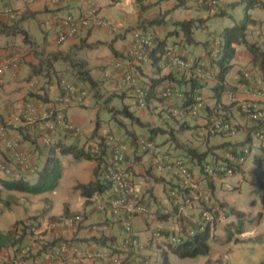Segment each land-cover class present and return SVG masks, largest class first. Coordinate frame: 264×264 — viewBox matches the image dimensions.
<instances>
[{
	"label": "crops",
	"instance_id": "crops-1",
	"mask_svg": "<svg viewBox=\"0 0 264 264\" xmlns=\"http://www.w3.org/2000/svg\"><path fill=\"white\" fill-rule=\"evenodd\" d=\"M50 1L51 0H0V22L11 24L16 21L18 22L17 26L27 33L26 42L20 35L7 36L5 34H0V60L16 57L18 61V69L14 73H6L0 76V124L13 125V127L6 130V133L9 137L17 139L20 142L22 151L31 155L37 166L38 163L44 160L41 144L42 137L39 136L44 133L43 125L42 123L27 125L20 122L21 120L18 116V114L20 115L19 112L27 103V100L31 99L32 102L35 103L36 98L35 96H31V93L35 92L36 87L45 85L44 79L38 76L33 77L31 66L36 65L39 59H43L45 56H48V54L53 53L61 54L67 58V62L65 63L58 62L54 64L56 70L62 69L63 71L64 69L68 72L70 69L68 60L84 62L85 69L89 70L90 76L98 84L96 88L97 93L93 92V90L89 91L87 98L81 104L72 105L65 111V114L67 120L77 126L81 127L88 123L89 128L84 127L85 137L103 136L109 132L117 131L125 133V137L128 140L130 136L129 133L139 134L140 130H143L140 134L148 135L145 128L139 127L132 121L128 123L127 118L116 112L125 107H127L128 111L142 123L152 127H160L164 125L165 121H171L172 130L176 133V143L169 141L168 135H159L152 139L154 142V151L142 155L139 160H137L136 157L141 155L138 153H136L137 155L135 156L133 155V145L129 143L126 146L127 163L125 164V171L126 168L132 166L130 171L126 173L127 178L132 187L134 196L141 198L142 203L145 204L150 211L148 216H136L132 220V227L134 221L139 222L136 235L141 245L140 252L145 254L147 251H153V248L158 250L157 244L151 240V233L156 230L164 231L167 236L179 234V236L183 238L188 234L190 235L193 231L190 222L192 221L198 224L199 220L196 219V216L193 218L189 217L186 213V209H192L193 207L192 213L195 214L197 210L194 208L197 203L195 201L196 199H190L192 197V191H190V194H188V192L186 193V202L184 203V200H182L177 206L173 204L170 198H166L167 193L173 190V185L176 184L178 180L166 170L157 168L156 160L158 158L156 157L162 155V153H169L173 156H182L187 161L180 145H185L202 153L211 150L213 146L227 144L225 145L228 146L226 150L215 149L216 154L222 156L224 155L223 153L226 154L233 148L230 147L231 144L237 143V147H234L238 151L241 145H245L242 144L245 140L247 141L246 144L251 146L252 151L255 150V153H257L258 147L264 140L260 139L252 129L253 123L241 115L236 101H255L259 106L264 107V98H260L255 94L258 89L264 91V67L260 69L253 65L252 57L244 46H239L237 48L233 67L225 81L227 86L233 88L230 93L233 94V99L231 100L229 98L230 95H226L222 100V104L228 106V108L225 110L220 108L221 111L219 112L231 118L235 123L237 132L234 136H230V140H225V136H209L204 139H199L196 132L200 129L201 125H204L209 120L207 119L208 117H206L209 113L207 112V107L212 109V114L216 108L210 87L216 82L214 76L217 73V68H215L214 65L211 67V63H209L207 69L209 78L203 81L206 86L200 91L203 98L204 109L198 117H193L189 115L187 110L182 108L184 92L188 90V86L184 81L188 80L190 76L189 72L179 70L167 61L160 62L158 69L151 66V64L145 65L131 62L128 59V51L132 44L133 34L139 32L160 40L167 39L166 42L168 47L173 48L175 52L183 56L189 63H195V60L205 57L210 49L209 44H207V40L210 36L206 37V39L198 36L200 34L209 35V31H207V22L211 17L215 18L213 20V26H216L219 30L221 26L217 24V19L222 17V14H227L223 7H234L233 5H237L238 3L243 7L242 0H220L219 5L213 8L208 7L200 0H186L185 6L178 8H174L175 0H117V2H111L110 0H66L56 5L51 4ZM92 6H97L99 8V17L107 21L111 29L106 27L101 28L96 25L95 22H91L90 27L81 29L73 38L58 43L56 37L57 18H61L67 14L81 17L86 13L87 9ZM112 8H115L116 12L111 11ZM179 9H183L186 12L176 15L180 12ZM7 10L12 11L15 15L14 19L6 13ZM204 11L207 13L205 14ZM251 15L260 22V25L249 30L247 40L249 42H261L262 38L259 36L258 28L264 26V21L253 14ZM186 17L189 19H185ZM155 19L160 20L159 25L151 24V21ZM190 19H202L206 22V27L203 26L201 29L194 30L193 37L198 44L188 45L185 44V41L180 37L168 36L169 33L175 29V23ZM250 32L252 33L251 35ZM210 35H212V33H210ZM116 61L123 63L120 69L112 65ZM236 64H239V68L234 71ZM244 67H247V70L252 75L253 80L251 82L244 81L240 76L239 70ZM126 71L132 73V75L143 84H146L150 79L165 77L171 72L174 79L169 78L164 80L161 82V85L155 87L152 98H150L145 108H141L136 104L132 89L123 79V75ZM169 86L172 88L173 93L167 98L161 97V92ZM83 87L86 88L87 85ZM49 94L50 97L53 98L54 93L49 92ZM36 104L38 106L40 105V103ZM104 111L108 113V116L104 115ZM159 114H161L162 117L159 116ZM15 121L19 123L16 124ZM183 124L186 125L185 127L187 130L181 128ZM121 125L122 127H126L127 130H124L128 132H124L120 127ZM103 127H106V131H104ZM191 127L192 132H194L192 137L202 140L200 142L203 143V146L200 148L194 145L190 140L186 142L179 140L181 134L186 131L191 132ZM166 130L168 131V129ZM62 136L63 134L60 132L55 133L51 135V141H55ZM69 139L74 142V138L71 137L65 138L64 142L66 144L67 142L70 143ZM128 142H130V140H128ZM235 148H233V150ZM220 152L223 153L220 155ZM6 157V149L4 145L0 143V161L2 160L1 158ZM60 161L62 165V176L65 171V166L69 165L68 167L70 169H74L76 163L79 164L78 168L85 173V178L86 175H88L90 180L93 177L97 165L95 161H76L72 156H60ZM12 165L10 164L11 167ZM193 165L194 163L192 161H189L187 164L190 169L192 168L194 179H197L196 176L199 174V171L196 169L197 167ZM1 173L0 171V178H5L3 173ZM29 177L30 176H28L27 179ZM217 179V177H213L211 181L212 184H209V186L213 187L217 184L215 182ZM90 180L79 184H86ZM193 183L194 181H192L191 184ZM57 188L53 192L47 193L54 194ZM73 190L77 194L68 202L62 199L56 200L55 202L48 198L45 195L46 193L32 196H39L38 198L43 201L44 217H46V215L52 217L63 215V205L65 204L69 205L71 210L69 215L84 212L85 222L83 225L77 226L74 229L58 228L51 233L47 232V234L51 236L50 241L55 239L58 240V243H61L70 240L76 243L81 247L80 250L83 255L73 258L63 257L60 261L57 259H50L47 250L45 251L43 247L46 242L38 241L37 244L34 245L35 247L31 249L30 255H23L21 253L20 249L23 245L1 250L0 264H104L102 261L92 263L84 258V256L90 252H101L102 249L100 248L103 247L88 242L87 239L92 237L89 224L98 223L103 220L110 229L105 236L110 239L112 237L116 238L115 245L105 247L107 248V252L112 251L111 247L117 248L118 246L119 249L124 251L122 247L120 248L124 233L121 231L120 224L117 222L118 220L114 219L108 213L103 215L96 209V197L87 200L80 195L79 191L74 189V186ZM213 192L214 194L217 193V191L214 190ZM21 194L22 193L17 192H4L3 197H16ZM22 196L28 200H30L29 197H31L30 194H22ZM104 199L106 200L107 197H104ZM58 204L61 206L59 207ZM164 204L169 205V209L164 210L161 207L164 206ZM49 205V209H45ZM8 208L10 209V206ZM174 209H176L177 219L183 218H181L182 222L176 221L173 218L164 222H160L157 219L160 213L166 211L171 213ZM7 211L8 210H5L2 216H6ZM247 215L249 214L247 213ZM4 218L0 219V228L9 226L7 229H0L3 232L11 229L13 225L9 218L8 224L7 220ZM251 257L252 260L255 261L254 264H258L260 261L264 260V257L260 260H255L253 254ZM210 259L212 260V258L208 260ZM128 260L130 263L132 262L130 258Z\"/></svg>",
	"mask_w": 264,
	"mask_h": 264
},
{
	"label": "trees",
	"instance_id": "trees-1",
	"mask_svg": "<svg viewBox=\"0 0 264 264\" xmlns=\"http://www.w3.org/2000/svg\"><path fill=\"white\" fill-rule=\"evenodd\" d=\"M111 2H117V0H110ZM186 0H175L174 8H178L181 6H185ZM242 4L244 5V16L241 19L239 23H235L234 25L224 27L220 33L221 39H219L217 46L218 49V58L215 60H211V67L213 65L215 68H217V73L214 76L215 77V84L210 87V90L213 94V99L215 101V111L212 114V109L207 107V114L206 117L208 122L218 116H221V113H219L222 110H225L228 108V106L222 104L223 98L232 92L231 87L227 86L225 81L226 78L230 72V70L233 67V61L236 57L237 48L239 46H244L246 51L251 55L252 57V63L255 67H258L262 69L264 67V38H262L261 42H249L247 40L249 36V30L251 28L259 26L260 22L252 17V15L249 13L251 9L254 8H261L264 9V2L263 0H242ZM236 6V5H233ZM227 14H222L221 16H226ZM99 16V12H98ZM151 24H160V20L155 19L151 21ZM18 22H12L11 24L0 22V34H5L7 36H16L20 35L23 37V40L27 41V33L25 30L21 29L17 26ZM102 28L101 25H98ZM175 29L169 33L168 36H176L180 37L182 40L185 41V44L188 45H195L198 44L196 39H194L193 34L194 30L201 29V27H206V22L202 19L198 20H184L182 22L175 23ZM104 28V27H103ZM252 33L250 32V35ZM264 36V33H263ZM217 40L213 37H210L207 40V44L212 45L214 41ZM167 39H158L154 38V46L149 50V59L151 66L154 68H159V63L162 61H167V59L164 57V52L168 48L167 46ZM171 50H174L173 48H169ZM210 52V51H208ZM183 59L184 57L181 56ZM10 58V57H9ZM129 60L131 58L128 57ZM67 58L62 56L58 53L48 54V56H45L43 59H39V62L36 65L31 66V73L33 77H41L45 81V85L47 86L50 84H56L59 83L62 79H68L69 82L75 87L76 93L86 92L88 95V92L86 91V88L83 87L84 85H87L93 92L97 93V87L98 84L96 81L92 79V77L89 74V70L85 69V63L82 61H74V60H68L69 64V71L67 70L62 71L56 70L54 68V64L58 62L65 63ZM185 60V59H184ZM197 60H195L196 63ZM168 62V61H167ZM192 68L194 69L195 64L194 62H191ZM123 65V63H122ZM115 67V65H113ZM120 69V67L118 68ZM207 70V69H206ZM128 72V71H126ZM208 72V70H207ZM132 75V73H130ZM194 73H191L187 81H184L185 84L188 86V90L184 92L183 97V103L182 108L184 110H189L193 104L196 102V98L201 96L200 91L206 86V84L202 81H200L198 78L193 76ZM124 81L129 85V87L133 91V86L125 80V74ZM132 77L136 81V87L139 89V91L142 93V98L145 103V106L147 105L150 98L153 96V92L155 87L161 85V82L164 80H167L169 78L174 79L172 72L168 74L165 77L158 78V79H150L146 84L141 83L138 81L134 75ZM180 81V82H183ZM42 87H36L35 92L31 93V96H35V102H43L45 104H49L53 101V98L50 97V94L47 90L46 86ZM136 98V97H135ZM32 101L31 99L27 100L26 102ZM82 102L78 103L77 105L81 104ZM220 104V106H219ZM221 108V109H220ZM204 109V108H203ZM67 109L62 111V114L64 118H66L65 111ZM121 116L127 118L128 121H132L134 124L138 125L141 128H145L147 130V134H135V133H129L130 140L129 143L133 145V155H137L138 153L139 157H136L137 160H139L142 155L147 153H152L154 151V142L152 139L156 138L159 135H168V140L172 143H176L177 139L175 136V132L172 130V123L171 121H165L164 125H161L160 127H152L148 124L142 123L137 117H135L133 114H131L127 107L123 108L122 110L116 111ZM213 115V116H212ZM161 116V114H159ZM212 116V117H211ZM162 117V116H161ZM211 117V118H210ZM225 121H229L230 117L227 115L222 116ZM164 126V127H162ZM170 126V127H168ZM186 125L183 124L181 128L183 130H187ZM123 130L126 129V127L120 126ZM199 127V126H198ZM195 127V128H198ZM208 125L204 124L201 125L200 128H207ZM194 128V127H193ZM44 129V133L39 135L43 137L44 135H48L51 139V135L60 132L63 134L62 137H59L55 141H51L50 145H45L41 141L42 144V154L44 155L43 160V166L42 169L38 172L36 179L29 180L27 179L26 172L23 173L19 178L6 176L5 178H0V204L9 207L13 204L15 201L13 197L9 196L7 198L3 197L4 192H17L22 194H30V195H39L47 192H53L61 179L62 176V165L60 161V156H72V158L76 161L81 160H87V161H95L97 163L96 168L94 170V174L92 179L86 183V184H77L74 186V189L76 191H79L80 195L83 198H86L87 200L93 197H96L102 201H104V197H107L105 200L107 203L114 198L115 196V189L113 187V184L111 181L105 179L102 176L101 170H103V165L109 162L110 159V152H108L106 149L102 150L99 155H93L89 152V150H86L84 147L85 145L82 143L83 139L80 136H75L74 133L70 130L63 132L58 130L55 133H51L48 130ZM168 129V131L166 130ZM192 130V127L190 128ZM252 129L255 131V133L258 135L260 139L264 140V119H258L253 122ZM127 130V129H126ZM124 132H128L125 131ZM110 133V132H109ZM124 134V135H123ZM123 136H125V133H122ZM211 135H208V137ZM67 137L74 138V142L70 144H66L64 142V139ZM92 139H99V144H101V141L103 140V137L96 136L91 137ZM250 138V137H249ZM76 140V141H75ZM250 140V139H249ZM140 141L148 142L152 145L149 149H144L143 144L140 143ZM247 141L245 140L242 144H246ZM227 144H221L219 146H213L211 150L205 151V152H198L196 149L187 147L185 145H180V147L183 149V153L185 154L187 161L183 159L184 163L186 164V173L188 178L186 179V183L184 186V189L180 188L178 184L173 185V192H175V196L170 195L169 198L171 200L175 198H180L179 195L189 193V183H191L194 179V173L192 172V168L190 169L187 164L189 161H192L194 163L193 166H196L197 169L200 172L201 178L203 181L207 182L208 184H212V178L217 175V178L220 179V177H225V172H220V167L222 168H231L233 170L236 169V165H232L229 163L228 159H223L222 156H219L216 154L215 149H228V146H225ZM178 146V145H177ZM237 147L235 144H231L230 147L235 148ZM243 146V145H241ZM231 148L229 150V153L233 157H240L242 155L243 150H238L235 148L233 150ZM156 156V155H154ZM156 158L162 159V158H176L173 155L169 153H162V155H158ZM33 159V158H32ZM210 160V161H209ZM9 164L12 165V162L8 161ZM127 163V155L125 153L123 164L125 165ZM20 165L15 164L14 168L17 170H20ZM132 166L126 168L125 173L129 172ZM208 169H211L212 172H209ZM253 177L254 181L251 183V193L254 197L258 198L260 201V204L264 206V142L260 144L258 147L257 153L253 155ZM177 179L180 181L181 179L177 177ZM184 180H181L180 182H184ZM129 182V180H128ZM130 185V182H129ZM131 186V185H130ZM149 192V190H148ZM183 192V193H182ZM106 195V196H104ZM134 195V194H133ZM132 195V196H133ZM111 202V201H110ZM140 202L142 203V199L140 198ZM177 206V205H176ZM221 209L224 210L225 214L229 216H233L236 221H228L226 226V234H227V241H230L233 237V232L231 230H234L237 234L242 233V227L245 215L243 212L237 210L234 207H228V205H220ZM213 222L208 223L204 226L203 230H200V227L196 223H190V226H192V233L191 235H187L186 237H183L180 239V241L176 244H170L168 247V250L161 251L163 261L162 264H170L168 259V254H173L179 258L186 259H194L197 257H208L211 251L210 241L212 240V228L217 223L219 216V211H213ZM170 218H173L176 221L182 222V219H177V213L176 209H174L171 213L167 214H159L157 216V219L160 222H164L166 220H169ZM118 223L120 221H117ZM183 225V224H182ZM121 231L124 232L123 227L120 225ZM184 227V226H183ZM36 229V225L28 224L25 225L24 222L18 221L14 224V226L3 232L0 230V251L3 249L8 248H14L18 247L22 244H24V239L27 236L28 230H34ZM162 235L166 236V233L162 230L159 231ZM134 239L138 240L137 235L133 236ZM58 240H52L48 241L49 243L45 244L44 250H53L56 249ZM88 242H92L94 244H97L99 247H110L115 245L116 238L112 237L111 239L100 235V237L92 236L87 239ZM68 243V242H67ZM70 244H72V241H69ZM140 244V243H139ZM57 246V247H55ZM113 253H117L118 251L116 248L111 247ZM81 249V247H80ZM124 253V263L127 262V255L130 256L131 261L139 260V257L133 252V251H122ZM67 257V256H64ZM140 264H145L146 262V255H143L140 258ZM209 262V261H208ZM104 264H110L109 262H103ZM258 264H264V260L260 261Z\"/></svg>",
	"mask_w": 264,
	"mask_h": 264
},
{
	"label": "built area",
	"instance_id": "built-area-1",
	"mask_svg": "<svg viewBox=\"0 0 264 264\" xmlns=\"http://www.w3.org/2000/svg\"><path fill=\"white\" fill-rule=\"evenodd\" d=\"M66 0H51V4L56 5L62 3ZM206 4L213 6L217 3V0H202ZM98 8L92 6L87 9L86 13L81 17H75L72 14H67L56 20V37L58 43L65 42L66 40L73 38L76 34L83 28L91 26V22H95L96 25H101L102 27L110 28L107 21L98 16ZM6 13L14 18L12 11L7 10ZM111 29V28H110ZM218 42L214 43L213 49L208 53L207 56L198 59L196 61L194 69L192 64L184 60L181 55H179L174 50L167 48L164 52V57L167 61L175 68L179 70L194 73L193 76L198 78L200 81H205L209 78V74L206 69H208L211 60L218 58ZM154 46V39L152 36L135 32L133 34L132 44L128 51V57L131 58V62L139 64L150 63L149 50ZM112 65L116 68L122 67V62L116 61ZM18 61L16 57L4 58L0 60V76L17 70ZM125 80L133 86V95L136 104L139 107L144 108L145 103L142 98V93L136 87V81L130 74V72H125ZM245 79H249V74L247 72H242ZM46 86V85H45ZM48 92L54 93L53 101L49 104L42 102H27L23 109L20 111L23 121L27 124L42 123L43 128L51 133H55L58 130L66 132L68 130L72 131L74 135L80 136L83 139V144L85 149L93 155H99L102 150H107L110 152V159L106 164L103 165V170H101L102 176L111 181L113 187L116 191L115 196L108 203L95 198V207L103 215L108 213L114 219L120 221L119 224L124 229V234L122 238L123 246L126 249L138 247V241L133 238L135 236L132 227V220L136 216H147L150 211L149 208L140 202V198L133 195L132 187L129 185L127 175L125 173V165L123 164L126 146L123 143V139L116 134H107L103 136L101 144H99V139L86 140L84 132L81 128L70 121L66 120L62 114V111L68 109L72 105H77L83 102L87 98L86 92L76 93L75 87L69 82V80L62 79L56 84H47ZM173 92L172 88L169 86L162 91L161 96L167 98ZM36 103H40L38 106ZM203 100L201 97L196 98L195 104H193L189 109V113L192 116H196L202 108ZM240 110L243 115L251 121L264 119V109L258 107L257 104L250 101L240 102ZM234 128L231 123L225 121L222 117H216L212 119L207 128H205L201 135H218V134H233ZM42 142L45 145L51 144V139L48 135L42 137ZM0 143H2L6 149L7 157L2 158L0 161V170L6 176H11L19 178L23 173L32 174L36 170V166L31 155L22 151L20 147V142L17 139L9 137L6 133L4 126L0 125ZM143 144L144 149H149L152 145L148 142L140 141ZM244 153H248V149L244 150ZM229 163L232 165H240L244 162L243 158L236 159L231 155H227ZM12 162V167L8 163ZM20 165V170L14 168V165ZM156 166L158 169L168 170L174 176L179 177L181 180L185 181L188 178L186 173V164L181 158H162L156 160ZM212 172L211 169H208ZM220 172H225L226 175H233V169L222 168L219 169ZM175 192L172 195L175 196ZM133 195V196H132ZM180 196V195H179ZM180 198L174 199V204L177 205ZM202 219L204 223L209 222L211 217L207 213L202 214ZM84 218L81 215H74L69 217H63L57 221L49 223L48 229L57 228H72L76 226H81L84 224ZM90 233L92 236L100 237V235H106L109 232V226L105 221L98 223L89 224ZM152 239L155 241H162L165 239L159 231H155L152 234ZM171 242L176 243L179 240L176 238H171ZM27 251H22L25 254ZM82 255L79 247L69 242H62L56 249L49 250L48 257L50 259L61 260L64 256L73 258L75 256ZM86 258L90 261H102L107 262L110 260L111 264H122L121 258L118 256L109 257L108 253L105 251H97L95 253L90 252L86 255ZM147 264V263H146Z\"/></svg>",
	"mask_w": 264,
	"mask_h": 264
},
{
	"label": "rangeland",
	"instance_id": "rangeland-1",
	"mask_svg": "<svg viewBox=\"0 0 264 264\" xmlns=\"http://www.w3.org/2000/svg\"><path fill=\"white\" fill-rule=\"evenodd\" d=\"M219 2L220 0H218V5H219ZM223 9L227 13V15L219 17L217 19V24L221 26L220 29L218 30L216 26L215 27L213 26V20L215 18L211 17V19L207 22V26H208L207 31H209V35L206 32L207 35L200 34L198 36H201L204 39H206V37H209V36L217 40L221 39L220 33L222 29L224 27L234 25L235 23H239L241 19L243 18L244 12H245L244 5L242 7L240 3H238L235 7H225L224 6ZM115 10H116L115 8L111 9V11H115ZM179 11L180 12H178L176 15H179L182 12H186L183 9H179ZM204 13L206 14L207 12L204 11ZM249 13L253 14L254 16H257L258 18L264 21V9L254 8V9H251ZM185 19H189V18L186 17ZM182 21H179V22H182ZM164 25L167 26L166 24ZM262 28H264V26H262ZM210 33H212V35H210ZM209 48H212V45H209ZM238 65L239 64L235 65L234 71L239 68ZM244 69H247V67H244ZM86 91L89 92L91 91V89L89 87H86ZM104 115L108 116V113L104 111ZM18 116L21 120V117L19 114ZM129 122L130 121H128V123ZM15 123L17 124L19 122L15 121ZM4 126L7 129H9L10 127H13L12 124L11 125L5 124ZM84 127L89 128L88 123L80 127L83 132L85 131ZM103 129L104 131H106V127H103ZM142 131L143 130H140L139 134L142 133ZM114 133L118 136L123 137L122 133L120 132L115 131ZM193 133L194 132H192V130L191 132L186 131L179 136V140L182 142H186L190 140L194 145L198 146L199 148L202 147L203 143L200 142L202 140H198L196 137H192ZM86 137H87L86 140L88 139L90 140L91 138L88 136ZM230 139H231L230 136H225V140H230ZM69 140H70V143H73L71 139ZM124 142L126 143V145L129 144L127 139H125ZM70 143L67 142V144H70ZM236 144L237 143H235V145ZM240 148H243V147L241 146ZM223 152H220V155ZM254 153H255V150H253L251 155L247 157L246 162L244 163L243 168H242L243 173L237 174L233 177H228L227 175L223 178L220 177V179H217V181H215L217 184H215L213 187H210L209 184H207L205 181L201 179V175L199 172V174L196 176L197 179H194L193 180L194 183L191 184V186H189L190 189H189L188 194H190V191H192V197L190 199H193V200L196 199L195 201L197 202L196 206L194 207L195 209H197L195 214L192 213L193 207L192 209L190 208L186 209V213L189 217L193 218L196 216V219H199V214L202 210L205 211V209H210L209 211H212L213 210L212 208L214 206L220 207L221 204L225 203L226 205H228V207H234L239 211H243L245 218L243 222L244 224L242 227V233L237 234L234 230H231L233 232V237L231 238L230 241H227V234H226L227 223L228 221H231L232 219L233 221H236V220L233 216H229L228 214L226 215L225 213H223V216L220 219H218L212 231L213 237H212V240L210 241V245H211L210 256L197 257L194 259H190V258L182 259L173 254H168V259H169L170 264H254L255 261L252 260V257H251L252 254L254 255L255 260H260L262 257H264V206L260 204L259 199H257L256 197L252 199L253 194L251 193V183L254 181V177L252 173ZM42 166H43V161L38 163L37 169L35 170L33 174H31V176L28 179L35 180L38 172L42 169ZM68 166L69 165L65 166V171L63 173V176L61 177L59 186L57 190L54 192V194L53 193L45 194L48 198L52 199L55 202L56 200H61V199L67 202L70 201L71 199H73V196L77 194L73 190V186L90 180V177L86 175V178H85V173L82 172L80 168H78L79 164L75 163L74 169H70ZM90 175H91V172H90ZM213 190L217 191V193L214 194ZM217 196H218V199H217ZM6 197H9V196H6ZM38 197L39 196L31 195V197H29L30 200H28L24 198V196H22L21 194L19 196L13 197L15 201L13 202L12 205H10V209L3 205H0V219L5 217L4 219L7 220V224H8V218H9L10 222L13 223L11 228L18 221L24 222L25 225H28V224L36 225L35 231L31 232L30 230H28L27 236L24 239V244H22L23 246L25 245V247H29L30 249L34 248L35 247L34 245L37 244L38 241L48 243V241L51 240V236L48 235L46 232L48 229L49 223H51L52 220H55L56 218H60L63 215H69L71 212L69 205L65 204L63 205V210H64L63 215L58 216V217H52V216L46 215V217H44V214H45L43 213L44 207L42 206L43 201ZM193 197H196V198H193ZM207 197L209 199V203H206ZM210 199L212 201V204L210 203ZM185 202L186 201L184 200V203ZM58 205L59 207L61 206L60 204ZM49 207L50 205L46 207L45 209H49ZM161 207L164 210L169 209V205L167 204L166 205L164 204V206H161ZM5 210H8L7 214L6 216L5 215L2 216ZM83 213L79 212V215L84 217ZM247 213L249 215H247ZM8 226H6L5 228L1 227L0 229L1 230L7 229ZM138 226H139V222L134 221L133 229L135 233L137 232ZM51 232L49 231V233ZM153 251H147V255H151L153 262H155L156 264H162L163 257L161 256V253L156 248H153ZM209 258H212V260L211 259L208 260Z\"/></svg>",
	"mask_w": 264,
	"mask_h": 264
},
{
	"label": "clouds",
	"instance_id": "clouds-1",
	"mask_svg": "<svg viewBox=\"0 0 264 264\" xmlns=\"http://www.w3.org/2000/svg\"><path fill=\"white\" fill-rule=\"evenodd\" d=\"M201 1V0H200ZM202 3H204L205 5H207L208 7H216L217 5H218V0H217V3L215 4V5H213V6H210V5H208V4H206V2L205 1H201ZM234 5H236V4H234ZM97 7V6H96ZM235 7V6H234ZM98 8V7H97ZM98 11H99V8H98ZM15 16V15H14ZM14 19V18H13ZM110 29V28H109ZM259 30V36L261 37V38H264V36H263V33H264V28H262V27H259L258 28ZM154 39V38H153ZM215 42H219L218 40H215L214 41V43ZM214 43H213V46H214ZM168 48H170V47H168ZM213 49V47L212 48H210L209 49V51H211ZM209 53V52H208ZM208 53H207V55H208ZM206 55V56H207ZM211 62V61H210ZM17 69H18V67H17ZM15 72V71H14ZM14 72H8V73H14ZM239 72H240V76L242 77V79L244 80V81H247V82H251L252 80H253V78H252V75H251V73L247 70V69H244V68H241L240 70H239ZM242 72H247L248 74H249V79H245L244 77H243V75H242ZM5 75V74H4ZM207 80V79H206ZM203 82V81H202ZM173 93V92H172ZM161 94H162V92H161ZM256 95H258L260 98H264V91L263 90H257V92L255 93ZM230 95V96H229ZM170 96V95H169ZM228 96H229V98L232 100L233 99V94H228ZM162 97V96H161ZM199 97H201L202 98V96H199ZM164 98V97H163ZM202 100H203V98H202ZM244 101H249V100H244ZM237 102V105H238V109L240 110V102H238V101H236ZM250 102H253V103H255V104H257V102H255V101H250ZM43 103V102H42ZM258 105V104H257ZM138 106V105H137ZM139 107V106H138ZM146 107V106H145ZM144 107V108H145ZM258 107H260V108H262V109H264V107H261V106H259L258 105ZM142 108V107H141ZM203 108H204V103L202 104V108H201V110L199 111V113L196 115L197 117L199 116V114L201 113V111L203 110ZM187 112L189 113V110H187ZM20 113V112H19ZM240 113H241V115L243 116V117H245L244 115H243V113L241 112V110H240ZM189 115H191L190 113H189ZM224 114H222L221 116H218V117H222ZM192 116V115H191ZM196 116H193V117H196ZM20 117H21V113H20ZM216 118V117H215ZM223 118V117H222ZM246 118V117H245ZM214 119V118H213ZM246 119H248V118H246ZM212 120V119H211ZM210 120V121H211ZM249 120V119H248ZM21 121L23 122V123H25L24 121H23V118L21 117ZM210 121L209 122H206L205 124H207V125H209V123H210ZM250 122H254V121H251V120H249ZM229 123H231L232 124V126H233V128H234V133L233 134H218V135H212V136H234L235 134H236V132H237V130H236V126H235V123L231 120V118H230V120L228 121ZM25 124H27V123H25ZM36 124V123H35ZM1 126H4L3 124H0ZM27 125H33V124H27ZM5 127V126H4ZM5 129L7 130V128L5 127ZM204 129L203 128H200L197 132H196V134L198 135V137L199 138H201V139H204L205 137H208V136H204V135H201V132L203 131ZM107 134H115L114 132H112V133H107ZM124 135V134H123ZM101 137H103V136H101ZM121 137V136H120ZM125 139H127L125 136H123ZM123 137H121L122 139H123V143H124V145L125 146H127L126 145V143L124 142L125 141V139L123 138ZM243 148H239V150H243V152H242V155L240 156V157H234V158H236V159H239V158H243L244 159V162L242 163V164H240V165H236L237 167H235V169H236V172H235V170H233V175H231V176H228V177H233V176H235V175H237V174H240V173H243V165H244V163L246 162V159H247V157L249 156V155H251V153H252V149H251V146L250 145H248V144H245V145H243L242 146ZM245 149H248V153H244V150ZM125 153H126V151H125ZM227 155H231L230 153H229V151L225 154L224 153V155H222V157H223V159H227ZM174 157H176V158H181V159H185V158H183L182 156H174ZM233 157V156H232ZM2 159V158H1ZM35 164V163H34ZM35 166H36V164H35ZM36 169H37V166H36ZM1 171V170H0ZM167 172H169L168 170H166ZM2 172V171H1ZM3 173V172H2ZM170 173V172H169ZM33 174V173H32ZM172 174V173H171ZM6 176V175H5ZM28 176H31V174H28L27 175V177ZM172 176L173 177H175L176 179H177V177L176 176H174L173 174H172ZM215 178L217 177V175H215L214 176ZM178 180V179H177ZM181 181V180H180ZM179 180L177 181V183L176 184H178L179 186H180V188H182V189H184V186H185V183H183V182H180ZM192 183V182H191ZM191 183H189V185H191ZM173 190H174V188H173ZM173 190H171L169 193H167V198H169V196L170 195H172V192H173ZM183 193V192H182ZM186 194V193H185ZM185 194H182V195H180V201H179V203H181L182 202V200H185L186 201V198H185ZM252 199H254V196L252 195ZM258 199V198H257ZM254 201V200H253ZM253 201H252V203H253ZM172 202H173V204H174V199L172 200ZM178 203V204H179ZM206 203H209V199H208V197L206 198ZM210 203L212 204V202H211V199H210ZM177 204V205H178ZM225 203H223L222 205H224ZM175 205V204H174ZM213 210L212 211H209L210 209H205V211L204 210H202L201 212H200V214H199V219H197V220H199V222H198V225L199 226H201L200 227V230H203V228H204V226L206 225V224H208V223H212L213 222V216H212V212L213 211H219V216H220V218L223 216V213H225L224 212V210L223 209H221V207H216V206H214L213 208H212ZM241 212H243V211H241ZM167 213H169L168 211H166V212H162V213H160V214H167ZM203 213H207L210 217H211V220L209 221V222H206V223H204V220L202 219V214ZM150 214V213H149ZM74 215H79V214H73V215H65V216H62V217H60V218H56L55 220H52V222H54V221H57V220H59V219H61V218H63V217H69V216H74ZM148 216V215H147ZM84 218V217H83ZM219 218V219H220ZM191 223H195V222H192L191 221ZM77 227V226H76ZM73 229L75 228V227H72ZM214 228V227H213ZM213 228H212V231H213ZM58 229V228H57ZM57 229H54V228H52V229H47V231L46 232H51V231H54V230H57ZM36 229H34V230H31V232H33V231H35ZM156 231H160V230H156ZM134 232V231H133ZM155 232V231H154ZM153 232V233H154ZM153 233H151V240L152 241H154L157 245V247H158V251L161 253V256H162V252L161 251H165V250H168V247L170 246V244L172 245V244H176V243H178L179 241H180V239L182 238V236H179V234L178 235H170V236H164L165 237V239L164 240H162V241H155L154 239H152V234ZM192 233V232H191ZM134 234H136V233H134ZM191 235V234H190ZM212 235H213V232H212ZM105 236V235H104ZM171 238H176V239H178L179 241L178 242H176V243H173V242H171ZM70 240H67V241H63V242H69ZM138 241V247H136V248H131V249H126V248H124V246H123V242H122V245L120 246V248L122 247V249H124V251H128V252H130V251H133L138 257H139V260H136V261H133V262H129V258H130V256L129 255H127V257H126V259H127V263L126 264H140V258L143 256V255H146V262H145V264L147 263V264H156L155 262H153V260H152V256L151 255H147V253H145V254H142L140 251H141V245L139 244V240H137ZM59 242H61V241H59ZM49 243V242H48ZM62 243V242H61ZM45 244H47V243H45ZM44 244V245H45ZM60 243H58L57 244V246L59 245ZM73 245H76V246H78L76 243H72ZM57 246H55V247H57ZM211 246V245H210ZM79 247V246H78ZM119 247V246H118ZM116 248V250L118 251L117 253H113L112 251H110V252H107V248H100V249H102L101 251H105L106 253H108V255H109V257H112V256H118V257H120L121 258V261H122V264L125 262L124 261V258H125V256H124V253H122V250L121 249H119V248ZM24 250H26L27 252L25 253V254H23L22 253V251H24ZM79 250H80V247H79ZM20 251H21V253L23 254V255H30V253H31V249L29 248V247H25V245L20 249ZM81 251V250H80ZM47 252L49 253V250H47ZM97 252V251H96ZM93 253H95V252H93ZM210 253H211V251H210ZM81 254L83 255V253H82V251H81ZM81 255V256H82ZM87 255V254H86ZM86 255L84 256V258H86ZM209 256H210V254H209ZM200 257H202V256H200ZM87 259V258H86ZM87 260H89V259H87ZM90 261V260H89ZM100 261V260H99ZM99 261H91L92 263H94V262H99ZM208 261V260H207ZM107 262H109L110 264H111V262H110V260L108 259V261Z\"/></svg>",
	"mask_w": 264,
	"mask_h": 264
}]
</instances>
